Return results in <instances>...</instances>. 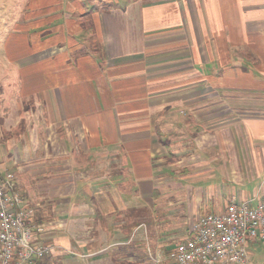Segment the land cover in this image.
Returning a JSON list of instances; mask_svg holds the SVG:
<instances>
[{"label": "crops", "instance_id": "1", "mask_svg": "<svg viewBox=\"0 0 264 264\" xmlns=\"http://www.w3.org/2000/svg\"><path fill=\"white\" fill-rule=\"evenodd\" d=\"M10 172L44 264H155L264 198V0H0Z\"/></svg>", "mask_w": 264, "mask_h": 264}, {"label": "built area", "instance_id": "2", "mask_svg": "<svg viewBox=\"0 0 264 264\" xmlns=\"http://www.w3.org/2000/svg\"><path fill=\"white\" fill-rule=\"evenodd\" d=\"M14 179L0 173V264H33L51 249L40 240L47 224L22 205ZM258 245H264V198L254 195L200 215L190 236L168 252H148L155 264H256L251 248Z\"/></svg>", "mask_w": 264, "mask_h": 264}, {"label": "rangeland", "instance_id": "3", "mask_svg": "<svg viewBox=\"0 0 264 264\" xmlns=\"http://www.w3.org/2000/svg\"><path fill=\"white\" fill-rule=\"evenodd\" d=\"M251 250L255 252V263L256 264H264V245H258L252 247Z\"/></svg>", "mask_w": 264, "mask_h": 264}, {"label": "trees", "instance_id": "4", "mask_svg": "<svg viewBox=\"0 0 264 264\" xmlns=\"http://www.w3.org/2000/svg\"><path fill=\"white\" fill-rule=\"evenodd\" d=\"M40 261H41V263H40ZM35 264H44L43 262H42V260H38V261H36V263Z\"/></svg>", "mask_w": 264, "mask_h": 264}]
</instances>
